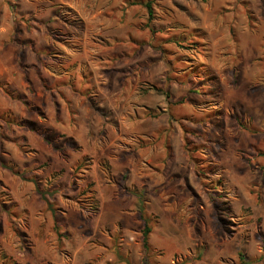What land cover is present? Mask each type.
I'll list each match as a JSON object with an SVG mask.
<instances>
[{"label":"rangeland","instance_id":"1","mask_svg":"<svg viewBox=\"0 0 264 264\" xmlns=\"http://www.w3.org/2000/svg\"><path fill=\"white\" fill-rule=\"evenodd\" d=\"M190 70L204 80L199 93L167 78ZM0 75L38 104L41 124L53 118L50 87L67 93L70 115L83 103L80 92L109 91L104 108L120 125L81 144L77 126L67 128L79 134L76 149L90 154L80 163L69 152V178L59 184L86 187L97 175L117 185L95 159L104 153L126 163L129 180L119 184L148 218L150 264H264V0H0ZM13 104L24 114L21 101ZM13 150L11 158L20 157ZM14 178H1L5 199L20 189ZM68 197L59 204L80 198L85 209L94 206L79 191ZM119 209L104 203L98 220L119 222ZM28 214L19 222L33 231ZM2 223L0 264H59L55 236L20 239Z\"/></svg>","mask_w":264,"mask_h":264},{"label":"crops","instance_id":"2","mask_svg":"<svg viewBox=\"0 0 264 264\" xmlns=\"http://www.w3.org/2000/svg\"><path fill=\"white\" fill-rule=\"evenodd\" d=\"M31 62L35 63L34 60H31ZM5 82H9L7 77L0 75V83ZM53 93H56V96ZM48 94L53 107V118L50 119V123L41 124L39 120L42 119L37 120L42 115L41 113L37 114L27 109L26 111L24 110V114L17 112L14 109L15 103L13 104L17 100L11 99L0 88V96L2 95L4 96L3 98L11 100V102L5 101L4 103H0V111H9L13 117L33 121L37 125V128L44 130L54 142L53 144L57 146L55 148L54 145L49 144L42 136L30 129V127L13 125L10 129L0 120V132L5 130L11 134V137H14L13 143L10 139H2L0 135V159L5 162L6 159L14 161L16 168L20 171L27 169L28 172L24 174L25 176L36 178L41 188H46V190L52 193L53 198L50 201L54 203L53 208L55 210V215L53 216L32 181L21 178L12 171L6 174L1 173L0 184L2 183V179L7 181L13 175L15 177L14 180L20 185V189H8L7 195L9 197L7 199L4 198L6 197L4 195L5 192L2 193L3 196H0V232L3 229L2 220H6L7 225L13 224L16 234L20 239H26L27 235H29L31 238L34 236V241H39L43 238V235L46 236L47 233H50L55 236V241L58 244V247L56 246L57 254L54 257H57L56 262H59V264H141L144 254L142 234L136 241H132L133 237L129 236L130 231L138 230V228L141 231L143 226H141L143 221L140 213L136 212L137 199L136 197L130 198L131 196L127 195V193L124 194L125 187L119 184L120 179H123L126 183L129 180L126 163L119 166L115 160L110 158L108 160L110 173L115 176L117 185L114 183L107 184L105 177L101 179V177H96L97 175L88 174L89 179L94 182V187L90 191L98 203L96 211L92 208L91 211L88 208L85 209L84 206L80 205V201L75 199L71 200L73 202L71 206L59 204V202H62V198L69 199V192H78L81 188V186L71 188L68 186V183L59 184V181L63 177L65 179L69 178V175H63L65 167L63 163L66 162V156L69 152L74 153V155H77L76 161L80 159L81 163L83 155L90 154L87 150L83 151L82 149L79 152L76 149V146H78L76 138L79 134H76L74 131L70 132L67 128L70 129L77 126V132L80 131L81 144L83 139L93 140L98 136L99 132H105L121 123L120 116L116 112H111L109 109L104 108L106 104L103 101V96L109 97V91L95 96L91 94V97L89 96L90 93L84 94V92H80V95H82L80 99H82L83 103H81L78 110L72 108V112L74 111L72 115L68 113L70 107L66 92L65 95L61 91L53 92L50 87ZM90 99H93V101L89 105L87 101ZM58 102H62L64 108L61 103L58 106ZM33 105L38 108V104ZM70 140L74 144H70ZM19 143L24 148L32 151L30 155H26L23 152L24 150L19 147ZM17 149L21 151L19 152L20 157L14 155L11 158L9 152L12 150L16 151ZM44 152H50L48 154L51 157H46L47 153ZM102 156H104V153H100L95 159L97 172L100 169L99 160ZM54 174H57L54 181L47 184L45 180H50ZM104 203L111 212L116 207L120 208L121 216L119 217V222L110 219L111 222L107 219L103 221L98 220V214ZM2 205L10 207L12 213ZM80 211L84 212V217L88 216V223L82 220L84 217L80 218ZM25 213L28 214L30 222L34 224L33 231L29 230V228L21 227L19 220L24 218ZM31 216H33L32 219L35 221H31ZM116 223L119 224L118 231L115 229ZM56 225L58 226L57 229L55 228ZM48 258L51 260V254L48 255Z\"/></svg>","mask_w":264,"mask_h":264},{"label":"trees","instance_id":"3","mask_svg":"<svg viewBox=\"0 0 264 264\" xmlns=\"http://www.w3.org/2000/svg\"><path fill=\"white\" fill-rule=\"evenodd\" d=\"M146 7L148 9L149 15H151V9H150V3L149 2H146ZM176 41L177 42H175V43H178V44L181 43L178 40H176ZM204 47H206L205 44L203 45V49H205ZM195 77H196L195 72H193L191 70L185 72L183 74V76L177 75L175 73H173L171 76H167V78L170 80V83H175V84L177 83L179 86H185L188 88L187 92L194 93V94L197 92L198 93L200 92L198 90L199 87L197 85H204L203 84L204 80L202 79V77H200L199 80H197ZM0 88L11 99L21 101L25 105V107L28 111L36 112L37 114H39L38 108L35 107L30 102H28L24 95L16 93L9 86H7V84H5V83H0ZM48 88H49V86H48ZM181 101H183V99ZM0 120H2L4 122V124L7 125L10 129L12 128L13 125L21 126V127H30V129L34 130L37 134L42 136L45 141H47L49 144L54 145L53 144L54 142L51 140V138L48 137L47 133L44 130L37 128V125L33 121L21 120L19 118L13 117V116H11V113L9 111H0ZM0 135H1V137H3V131L0 132ZM69 143L74 144L72 140H70ZM18 145L22 150L25 151V148L23 147V145H21V143H19ZM54 147L57 148V146H55V145H54ZM99 164L109 173L110 165H109L107 159L101 158L99 160ZM0 166L8 168L13 173L18 174L21 178L28 179V180L32 181L35 185L36 190L40 193L41 198L46 202L48 209L51 211L53 216L55 215V210L53 208L54 203L52 201H50V199L53 198L52 193L49 192L48 190H46V188H41V186H40V184H38L36 178H34L32 176L31 177L25 176L24 174L26 172H28L27 169L20 171L16 168L15 165H9L7 162H5L1 159H0ZM72 185H73V182H69V186L71 188H75ZM92 186H93L92 181H88V185L86 187H81L79 192L83 196H88V197H90V199L91 198L94 199V206L92 205L93 206L92 208L96 211L97 207H98V203H97L96 199L94 198V195H92V193L90 191L92 189ZM76 200L81 201L80 198H78ZM141 204L142 203H140V210L139 211H140V217L142 218V221H143V226L141 228V231H142V245H143V249H144V254L142 257L141 264H148L149 263V254L151 251V246L149 243V232H150L151 228L148 224V218L146 216H144V209H143V206ZM2 206L6 207L5 209H7L10 213H12L10 210L11 209L10 207H7L5 205H2ZM55 228L57 229L58 226L56 225ZM58 235H60V234H58ZM239 255H241V254H239Z\"/></svg>","mask_w":264,"mask_h":264}]
</instances>
